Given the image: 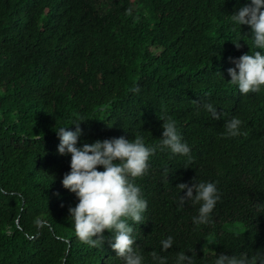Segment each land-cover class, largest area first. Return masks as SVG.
<instances>
[{
	"label": "trees",
	"instance_id": "trees-1",
	"mask_svg": "<svg viewBox=\"0 0 264 264\" xmlns=\"http://www.w3.org/2000/svg\"><path fill=\"white\" fill-rule=\"evenodd\" d=\"M246 2L0 0V264H121L107 244L80 242L69 218L78 199L62 186L70 155L58 154L55 130L80 118L78 146L136 134L155 145L159 118L170 116L191 148V162L157 150L136 180L148 201L135 227L146 258L168 235L176 243L161 255L193 248L197 264L264 248V92L242 96L227 73L230 58L252 51L250 27L229 16ZM233 116L242 134L226 137ZM194 179L216 182L221 194L198 230V205L174 202L176 186Z\"/></svg>",
	"mask_w": 264,
	"mask_h": 264
},
{
	"label": "clouds",
	"instance_id": "clouds-1",
	"mask_svg": "<svg viewBox=\"0 0 264 264\" xmlns=\"http://www.w3.org/2000/svg\"><path fill=\"white\" fill-rule=\"evenodd\" d=\"M234 26L250 27L251 48L239 58H230L235 67L227 69L231 85L235 86L242 96L249 93L264 92V0H247L244 6L229 15ZM240 48L239 41L233 42ZM197 111L203 110L211 120L219 121L223 112L218 111L211 102L194 101ZM162 123V135L158 144L145 141L143 135L136 134L132 139L124 136L96 140L78 146L83 131L80 127L83 118L74 119L67 126L55 130L59 138L57 152L63 156L70 155V171L61 181L64 189L73 193L78 199L68 213L74 232L80 242L89 248L103 250L105 244L115 251L121 264H197L193 248L176 252L174 257L161 255L175 245L174 236L168 235L160 239V252L155 250L146 258L143 250L136 244L135 227L145 223L148 201L141 187L136 183L145 176L150 168V158L157 150L167 151L172 156L186 157L191 162V148L184 141L175 119L170 116L159 118ZM242 120L233 116L224 122L226 137H237L242 134ZM74 125L75 130L69 126ZM102 168V170H98ZM169 172L166 171L167 180ZM179 196L174 200L177 210L185 204L197 206L196 215L192 216V224L198 230L201 226L212 223V216L221 194L217 183L194 179L176 186ZM186 190L183 196L180 192ZM43 218L37 217L34 224L37 228L45 225ZM105 230L110 235L105 236ZM251 253V254H250ZM204 264H264V248L255 252L216 254L209 262L203 257Z\"/></svg>",
	"mask_w": 264,
	"mask_h": 264
}]
</instances>
